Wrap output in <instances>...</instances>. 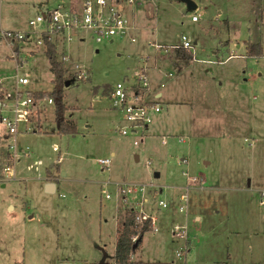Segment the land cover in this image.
<instances>
[{
	"label": "rangeland",
	"instance_id": "1",
	"mask_svg": "<svg viewBox=\"0 0 264 264\" xmlns=\"http://www.w3.org/2000/svg\"><path fill=\"white\" fill-rule=\"evenodd\" d=\"M195 1V10L182 0L125 3L122 12L133 27L112 42L98 43L90 31L69 43L64 33L52 37L58 59L67 54L64 96L76 129L58 131L54 105L46 104L35 131L16 137L10 178L3 167L13 162L14 141L4 139L0 122V264L108 262L126 209L157 220L136 260L264 264V57H248L245 47L249 39L264 47V0ZM78 3L0 0L2 28L32 34L18 51L0 41V78L13 85L25 73L24 90L51 91L46 47L36 44L48 25L29 21L59 4ZM183 35L193 46L188 57L173 46ZM142 67L151 92H162L163 109L150 135L135 144L136 137L118 131L120 113L111 107L110 92ZM101 158H111L110 166L102 167ZM47 170L57 176L54 192L46 190ZM116 182L154 187L139 207L131 194L124 202ZM159 199L168 207H158ZM175 224L185 227L187 239L171 236Z\"/></svg>",
	"mask_w": 264,
	"mask_h": 264
},
{
	"label": "built area",
	"instance_id": "2",
	"mask_svg": "<svg viewBox=\"0 0 264 264\" xmlns=\"http://www.w3.org/2000/svg\"><path fill=\"white\" fill-rule=\"evenodd\" d=\"M157 0H80L78 6H65L59 4L56 7L38 13L37 17L29 21L30 26H34L38 22H46L47 30L52 37L55 33H64L66 37L65 43L74 40V35L78 32L90 31L96 42L100 43L105 40L113 41L115 37L124 36L133 27L129 18L121 11V3L128 5L134 4H156ZM192 20L197 21L198 16L193 15ZM40 32V33H42ZM32 34L20 31L4 30L1 26L0 13V41L13 49L15 44L19 42H27L31 40ZM181 44L173 45L174 48L192 49L190 38L182 36ZM82 40V38H81ZM132 42L136 41L135 37H131ZM36 44L45 46L41 37L36 38ZM150 46H155L149 42ZM161 48L162 45H156ZM164 48V47H163ZM163 48L161 50H163ZM15 51V50H14ZM13 51V52H14ZM15 53V52H14ZM13 53V57L16 55ZM62 61H67V54L63 56ZM139 68L135 71L132 79L128 75L124 80L119 81L113 90L110 92L111 107L119 112L121 123L118 125V131L123 136H134V143L138 144L145 136L149 126L154 123L155 114L162 111L159 98L156 93H152L149 84L148 73ZM29 84L28 76L17 74L13 85H9L4 79L0 78V109L8 110V113L0 114V122L6 126V139L12 137L14 142L9 143V150L12 151L13 162L4 167V173L7 177L15 176L13 167L15 159L18 157L16 148V137L25 132L35 131V127L39 124L42 110L46 108V104H53L51 97H37L29 90H24V87ZM166 142L165 138L162 139ZM56 148V145H54ZM22 151H25L21 149ZM9 151V152H10ZM111 158H101L97 162L102 167L107 168L111 164ZM41 163V161H39ZM5 178V177H4ZM197 178H193L196 181ZM138 185L137 183L116 182V186L123 197L124 202H127L128 195L131 194L136 200L135 204L141 206L142 202H147L145 194L151 191L153 184ZM105 190H103L104 192ZM262 197L260 203L264 205V190L261 191ZM110 197V193L105 194ZM140 196V198H139ZM187 194L181 195L182 199H187ZM158 207H168L164 199L157 201ZM142 207V206H141ZM187 205H181L180 210H185ZM141 214V213H140ZM143 217L150 216L153 229L158 230L155 216L142 214ZM173 238H188L185 227L180 224H175L171 230ZM181 252H178L180 255Z\"/></svg>",
	"mask_w": 264,
	"mask_h": 264
},
{
	"label": "trees",
	"instance_id": "3",
	"mask_svg": "<svg viewBox=\"0 0 264 264\" xmlns=\"http://www.w3.org/2000/svg\"><path fill=\"white\" fill-rule=\"evenodd\" d=\"M119 1V0H118ZM258 1V0H253ZM40 37L45 44V54L50 62V69L54 74L53 89L51 91H33L31 92L37 97H51L54 105L55 122L57 129L63 133H74L76 129L75 122L67 115L68 106L65 102L64 86L66 81H70L65 76L67 71L65 63L58 59L56 44L52 40V34L42 32ZM14 50L18 51L17 44L14 45ZM178 54L188 57L187 49L176 48ZM246 55L253 59H261L264 57V47L259 41L248 40L246 42ZM10 163V161H8ZM11 164V163H10ZM4 168V167H3ZM47 175L53 177L50 170H47ZM0 172V177L3 176ZM153 229L150 216L143 217L134 209H126L123 219L120 221L116 232L115 251L112 256L108 253V262L101 261L99 264H162V262H149L144 260H136L132 256L138 252L143 244V237L147 231Z\"/></svg>",
	"mask_w": 264,
	"mask_h": 264
},
{
	"label": "crops",
	"instance_id": "4",
	"mask_svg": "<svg viewBox=\"0 0 264 264\" xmlns=\"http://www.w3.org/2000/svg\"><path fill=\"white\" fill-rule=\"evenodd\" d=\"M74 2H72V4H73ZM72 4H70V5H72ZM80 4V0H79V3L76 5V6H78ZM198 5V4H197ZM126 6V4L125 3H121V5H120V9H121V11H123L122 9L124 8ZM124 13V12H123ZM127 16V15H126ZM130 20V19H129ZM130 22H131V20H130ZM132 24V23H131ZM82 40H84V38H82ZM250 40V39H249ZM112 42V41H111ZM136 42V41H135ZM231 42V41H230ZM228 43V47L231 45V43ZM246 42H247V40L245 41V47H246ZM238 47H240V45H238ZM232 56V54L231 55H229V57H231ZM156 95H157V97L158 98H160L161 96H162V92H160V91H157L156 92ZM160 113V112H159ZM158 114V113H157ZM157 114H155V119H156V115ZM119 116V115H118ZM154 119V122L156 121ZM118 121H119V124L121 123V121H120V116H119V118H118ZM152 124H154V123H152ZM152 124L149 126V128L147 129V133H148V131L150 130V128H151V126H152ZM150 134H147L146 136H149ZM6 136H7V132H6V134H5V136H4V139H6ZM8 140V139H7ZM164 143V142H163ZM114 151H112L111 152V154L112 155H114ZM137 158H138V155H137ZM52 166H54V164L52 165ZM48 173V172H47ZM53 174V173H52ZM46 178L44 179V183L46 184V188H47V185H48V183H54L55 184V180H56V175H54L53 174V177H50V176H45ZM1 179V178H0ZM4 181V180H3ZM201 185H203V183L201 182ZM204 186V185H203ZM55 186H54V188H53V190H51V191H48L47 189V191L48 192H54V190H55ZM197 219L199 220L200 219V217H197ZM248 232H249V234H251V235H253L254 234V231H253V228H251V229H249L248 230Z\"/></svg>",
	"mask_w": 264,
	"mask_h": 264
},
{
	"label": "water",
	"instance_id": "5",
	"mask_svg": "<svg viewBox=\"0 0 264 264\" xmlns=\"http://www.w3.org/2000/svg\"><path fill=\"white\" fill-rule=\"evenodd\" d=\"M182 1L186 4L188 10H195L198 7V5H197L195 0H182ZM68 83L69 82H67V85H68ZM54 186H55L54 183H48L46 189L48 191H51V190H53Z\"/></svg>",
	"mask_w": 264,
	"mask_h": 264
}]
</instances>
